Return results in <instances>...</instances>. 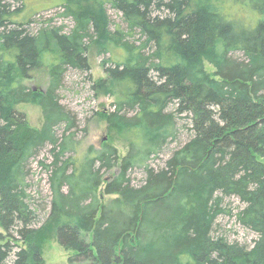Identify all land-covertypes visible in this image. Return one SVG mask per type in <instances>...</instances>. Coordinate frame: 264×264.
<instances>
[{"label":"trees","instance_id":"1","mask_svg":"<svg viewBox=\"0 0 264 264\" xmlns=\"http://www.w3.org/2000/svg\"><path fill=\"white\" fill-rule=\"evenodd\" d=\"M65 2L80 8L69 33L34 32L29 17L19 20L0 0V226L9 238L0 234V264L11 255L13 264H45L44 229L73 251L71 264H264V0ZM106 3L126 31L109 29ZM89 25L122 53L102 61L105 76L92 84L114 97L103 116L127 144L120 162L111 145L62 158L78 125L58 90L67 68L90 69ZM136 33L138 44L126 37ZM44 67V91L24 84ZM22 102L41 106L39 129L16 109ZM182 133L187 141L164 166L150 167ZM47 145L52 197L36 227L25 177ZM133 168L146 173L139 186L130 182ZM231 196L244 204L237 220L257 234L250 246L216 233Z\"/></svg>","mask_w":264,"mask_h":264},{"label":"rangeland","instance_id":"2","mask_svg":"<svg viewBox=\"0 0 264 264\" xmlns=\"http://www.w3.org/2000/svg\"><path fill=\"white\" fill-rule=\"evenodd\" d=\"M10 3V9L18 11L15 17L21 21L29 17L31 23L29 27L37 32L40 27H60L62 33H69L76 26L75 11L79 12L77 6L66 3V0H5ZM105 11L108 18L109 29L114 30L120 28L126 31V24L123 22L120 12L112 8L110 3H106ZM78 12L76 14H78ZM89 37L84 39L87 42V60L90 66L88 71H82L75 68H67L63 74L62 85L58 90L59 101L68 109L72 110L77 116V130L73 137L71 150L66 151L62 158L66 159L70 156L81 158L92 146L100 149L104 145H111L117 149L119 156L118 162L127 152V144L119 136L107 126L104 119V112L113 109V96L105 94H95L92 89L93 81L97 78L104 77L102 61L115 57L122 53L115 47H112L109 41H104V36L94 33L93 28L89 25ZM102 34V33H100ZM88 36V35H87ZM130 41L136 44L140 41V35L126 36ZM103 38V39H101ZM239 55V54H237ZM204 67L208 72L215 70L214 66L208 61H204ZM31 78L24 80V84L32 87L34 90H42L48 86L47 68L32 72ZM16 109L24 113L27 124L32 129H39L43 124V114L41 106L35 102H22L15 105ZM62 129V128H61ZM187 141V135L183 134L179 137V142H172L169 147L158 156H151L149 160L150 167L158 169L164 166L171 150L175 149ZM51 146L47 145L38 155L28 161V172L25 177V191L28 195L30 208L36 212V227L44 223L48 217L51 202L50 175L53 167L51 163L53 156L50 152ZM75 148V152H74ZM46 165H41V163ZM115 169L104 172L105 178H108ZM130 182L139 186L144 183L146 173L141 168H133L129 172ZM115 197V194L104 195V200ZM228 212L220 214L216 218L217 234L224 235L230 241H237L252 245L257 234L249 228L243 226L236 217V213L244 204L235 196L225 198L223 204ZM0 234L3 242L9 238L6 237L5 231L0 226ZM9 241V240H8ZM13 243V240H11ZM16 245L23 246L20 241L14 242ZM17 248H15L16 250ZM41 252L45 264H71L69 257L73 254L71 250H65L58 242L55 234L44 229L41 239ZM11 255L6 264L12 263Z\"/></svg>","mask_w":264,"mask_h":264},{"label":"bare ground","instance_id":"3","mask_svg":"<svg viewBox=\"0 0 264 264\" xmlns=\"http://www.w3.org/2000/svg\"><path fill=\"white\" fill-rule=\"evenodd\" d=\"M104 179V178H103Z\"/></svg>","mask_w":264,"mask_h":264}]
</instances>
